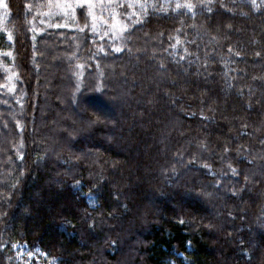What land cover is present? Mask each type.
<instances>
[{
	"label": "trees",
	"instance_id": "16d2710c",
	"mask_svg": "<svg viewBox=\"0 0 264 264\" xmlns=\"http://www.w3.org/2000/svg\"><path fill=\"white\" fill-rule=\"evenodd\" d=\"M4 1L0 264H264V0Z\"/></svg>",
	"mask_w": 264,
	"mask_h": 264
},
{
	"label": "rangeland",
	"instance_id": "374dc122",
	"mask_svg": "<svg viewBox=\"0 0 264 264\" xmlns=\"http://www.w3.org/2000/svg\"><path fill=\"white\" fill-rule=\"evenodd\" d=\"M116 0H91V2L95 5L94 8L91 9V15L89 14V8L87 7V14L89 15V19L91 21L92 26H97L100 23H104L105 21H109V25L111 26V29H115L117 27H121L120 20L116 15H113V12L111 13L109 9H112V3H114ZM68 3L75 5H78L83 2V0H67ZM6 8V4L4 0H0V32L2 30L7 31L5 22L7 20V13L6 16L4 14ZM79 8L75 7L74 9ZM51 11V13L55 14L57 12H60V9L52 8L51 10L46 7V14H48ZM71 12V11H70ZM69 12V16L71 13ZM63 14V13H62ZM113 15V16H112ZM93 16L95 19H93ZM105 19H104V18ZM68 18V17H67ZM57 23V22H56ZM8 52H6V59H3L2 52H0V64L4 66L7 71L9 70V74L12 78L16 77L15 72L10 70V66L7 64V60L9 61V58L11 57L7 55ZM16 249L18 250V256L19 259L22 260L24 264H57L56 260L48 258L44 252H42L39 248H31L26 244H20L16 246Z\"/></svg>",
	"mask_w": 264,
	"mask_h": 264
},
{
	"label": "snow or ice",
	"instance_id": "6c2138e0",
	"mask_svg": "<svg viewBox=\"0 0 264 264\" xmlns=\"http://www.w3.org/2000/svg\"><path fill=\"white\" fill-rule=\"evenodd\" d=\"M87 6L89 8V14L91 15V9L95 7V5L91 2V0H83L82 3L78 4V5H73L71 3H68L67 0H48L47 3V7L51 10L52 8H57L60 9V11L64 14V15H68L70 11L74 12V8L75 7H81L83 8L84 6ZM177 8L180 7H187L189 9H191L193 6L191 4H187V5H180L177 4L176 5ZM48 14H53L51 13V11ZM93 19H95V17L93 16ZM8 39L11 40L12 39V35L9 34L8 35ZM115 51L119 52L121 51L120 48H116ZM7 55H11V53H7ZM82 67V66H81ZM97 92H102L103 89L100 87H97L96 89ZM203 119H207V117H202ZM97 123H101V121L99 120V118H94L90 120V124H97ZM264 142V141H262ZM228 149L225 148V151H227ZM233 172H235V169H232ZM247 179V178H246ZM79 182H77L78 184ZM188 195L192 196L193 198L196 197H203L205 195H207L206 193L199 191V190H191ZM233 195H236L235 192H233ZM181 223H184L183 220L180 221ZM65 229H67L68 227H72L73 229L75 228L74 224H71L70 222H65L64 225ZM89 229H94L95 228V221H93L92 223H89L88 225Z\"/></svg>",
	"mask_w": 264,
	"mask_h": 264
}]
</instances>
